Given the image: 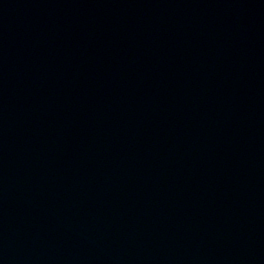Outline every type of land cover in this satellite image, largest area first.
<instances>
[{"label":"water","instance_id":"95a60500","mask_svg":"<svg viewBox=\"0 0 264 264\" xmlns=\"http://www.w3.org/2000/svg\"><path fill=\"white\" fill-rule=\"evenodd\" d=\"M0 264H264V0H0Z\"/></svg>","mask_w":264,"mask_h":264}]
</instances>
